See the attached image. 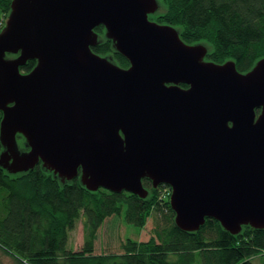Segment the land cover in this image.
I'll return each mask as SVG.
<instances>
[{
  "label": "water",
  "instance_id": "95a60500",
  "mask_svg": "<svg viewBox=\"0 0 264 264\" xmlns=\"http://www.w3.org/2000/svg\"><path fill=\"white\" fill-rule=\"evenodd\" d=\"M160 9L13 0L0 31V168L20 176L40 165L62 184L141 199L148 180L170 187L183 231L207 219L232 235L264 230V57L247 72L208 60V45L150 18ZM101 25L128 67L93 51Z\"/></svg>",
  "mask_w": 264,
  "mask_h": 264
},
{
  "label": "trees",
  "instance_id": "16d2710c",
  "mask_svg": "<svg viewBox=\"0 0 264 264\" xmlns=\"http://www.w3.org/2000/svg\"><path fill=\"white\" fill-rule=\"evenodd\" d=\"M12 1L0 0V31ZM160 1V13L150 18L177 27L188 44L208 45V60L218 64L234 60L239 71L247 72L264 57V0ZM96 32L100 43L93 51L128 67L105 39L103 27ZM36 63L31 60L21 69L30 72ZM144 185L150 195L141 199L127 191L91 192L79 179L62 184L40 165L20 176L0 168V249L19 264H264V230L244 226L240 234L232 235L218 221L207 219L199 231H183L175 224L164 186L155 189L148 180ZM123 213L139 228L153 218L152 237L145 242L127 238L121 253L95 254L105 221ZM79 220L83 246L74 250L69 233Z\"/></svg>",
  "mask_w": 264,
  "mask_h": 264
},
{
  "label": "rangeland",
  "instance_id": "374dc122",
  "mask_svg": "<svg viewBox=\"0 0 264 264\" xmlns=\"http://www.w3.org/2000/svg\"><path fill=\"white\" fill-rule=\"evenodd\" d=\"M23 139L20 138V141ZM171 195V189L163 185ZM166 187V188H165ZM154 220L149 218L144 228L130 224L125 219V214L113 215L103 224L95 241V254L121 253L123 243L127 238L138 241H148L153 235ZM83 220L78 221L77 228L69 233V246L74 250H80L83 246ZM0 264H19L14 258L0 249Z\"/></svg>",
  "mask_w": 264,
  "mask_h": 264
},
{
  "label": "bare ground",
  "instance_id": "6f19581e",
  "mask_svg": "<svg viewBox=\"0 0 264 264\" xmlns=\"http://www.w3.org/2000/svg\"><path fill=\"white\" fill-rule=\"evenodd\" d=\"M100 27H103V29H104V34L106 33V29H105V27L104 26H99V27H97V28H100ZM3 29V28H2ZM95 31H96V29H95ZM99 35V34H98ZM36 65H37V63H36ZM0 114H1V118H0V124H1V120H2V112H0ZM19 137V136H18ZM1 151V150H0Z\"/></svg>",
  "mask_w": 264,
  "mask_h": 264
}]
</instances>
